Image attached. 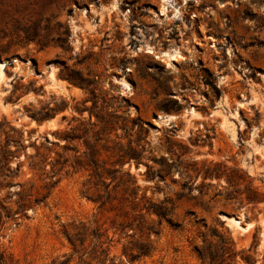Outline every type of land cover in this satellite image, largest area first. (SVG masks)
Returning <instances> with one entry per match:
<instances>
[{
    "label": "rangeland",
    "instance_id": "1",
    "mask_svg": "<svg viewBox=\"0 0 264 264\" xmlns=\"http://www.w3.org/2000/svg\"><path fill=\"white\" fill-rule=\"evenodd\" d=\"M0 63V264H264V0H0Z\"/></svg>",
    "mask_w": 264,
    "mask_h": 264
},
{
    "label": "bare ground",
    "instance_id": "2",
    "mask_svg": "<svg viewBox=\"0 0 264 264\" xmlns=\"http://www.w3.org/2000/svg\"><path fill=\"white\" fill-rule=\"evenodd\" d=\"M162 54L164 55V56H166V60H168L169 61V63H170V61H171V59H173V58H176V56H177V51L176 50H171V51H164V52H162ZM167 61V62H168ZM2 68H3V65L0 63V77L2 76ZM231 216H233V218H230L229 219V221L235 226V227H238V228H240V229H242V230H246L251 224H242V221H240L239 219H238V217L236 216V215H231ZM236 216V217H235ZM230 217V216H229Z\"/></svg>",
    "mask_w": 264,
    "mask_h": 264
},
{
    "label": "trees",
    "instance_id": "3",
    "mask_svg": "<svg viewBox=\"0 0 264 264\" xmlns=\"http://www.w3.org/2000/svg\"><path fill=\"white\" fill-rule=\"evenodd\" d=\"M157 212H158V214H159L160 216H165V215H166L165 211L160 210V208L157 209ZM159 224H160V222H159ZM0 261H1V255H0Z\"/></svg>",
    "mask_w": 264,
    "mask_h": 264
},
{
    "label": "water",
    "instance_id": "4",
    "mask_svg": "<svg viewBox=\"0 0 264 264\" xmlns=\"http://www.w3.org/2000/svg\"><path fill=\"white\" fill-rule=\"evenodd\" d=\"M159 115L158 114H155V115H153V119L156 121V120H160V117H158ZM48 134V133H47ZM229 216H231V215H229ZM229 216H227V217H229ZM242 224H246V223H242Z\"/></svg>",
    "mask_w": 264,
    "mask_h": 264
}]
</instances>
